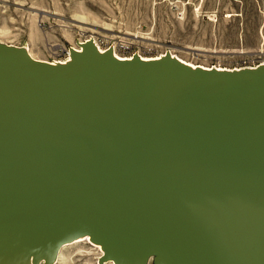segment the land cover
<instances>
[{
	"label": "water",
	"instance_id": "95a60500",
	"mask_svg": "<svg viewBox=\"0 0 264 264\" xmlns=\"http://www.w3.org/2000/svg\"><path fill=\"white\" fill-rule=\"evenodd\" d=\"M26 52L0 43V264H53L76 233L107 237L119 264L209 236L264 264V70L191 74L89 45L60 70Z\"/></svg>",
	"mask_w": 264,
	"mask_h": 264
},
{
	"label": "rangeland",
	"instance_id": "374dc122",
	"mask_svg": "<svg viewBox=\"0 0 264 264\" xmlns=\"http://www.w3.org/2000/svg\"><path fill=\"white\" fill-rule=\"evenodd\" d=\"M89 39L121 56L255 67L264 62V0H0V43L53 62ZM75 241L55 264H114L99 245Z\"/></svg>",
	"mask_w": 264,
	"mask_h": 264
},
{
	"label": "bare ground",
	"instance_id": "6f19581e",
	"mask_svg": "<svg viewBox=\"0 0 264 264\" xmlns=\"http://www.w3.org/2000/svg\"><path fill=\"white\" fill-rule=\"evenodd\" d=\"M91 46L94 51L97 53L104 55L106 53L111 54V58L116 61L120 62H131L135 58H139L142 62L146 64H159L163 61L167 60L168 58L171 59L172 63L177 64L181 69H184L185 71L191 73V74H204V75H212L216 74L219 76H235V75H241V74H252V73H258L260 71L264 70V62L260 65H257L255 67H242V68H235V69H228L224 67H206L202 66L200 64H192L190 62H187L174 54H170L169 52L167 54L155 57V58H148L144 57L140 54H135L132 56H121L118 54V52L114 49V47L110 46L109 49H102L97 45V43L93 39L85 40L79 42V48L73 47L68 52V56L66 60L62 61H47V60H41L35 58L31 52H28L26 50V54L28 57L39 63H45L51 67H54L56 69L60 70H68L74 65H76L75 57L80 54L85 53L86 46ZM100 234H92V233H76L71 239L65 241L59 248L56 257L53 261V264H55L56 260L59 258V255L61 253L62 248L67 245L71 244L73 241L81 242V241H89L90 243L94 245H99L103 250V254L107 251V237L105 240L99 238ZM195 237V236H194ZM198 237L196 239H191L185 246L183 253L181 256H178L175 251H173L170 247L164 248L155 254H152L151 257H149L151 262V259L154 257L156 258V263L159 264H238L237 262H234L227 256L220 253L219 247H217L214 239L209 236L207 243H198ZM203 240H199V242H202ZM196 244V245H195ZM38 258V262H35L34 260ZM114 262V261H113ZM27 264H46V257H35L34 253L31 254L29 261ZM114 264H119L116 261Z\"/></svg>",
	"mask_w": 264,
	"mask_h": 264
}]
</instances>
